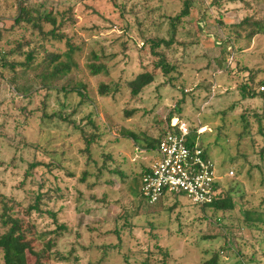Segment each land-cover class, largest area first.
I'll return each instance as SVG.
<instances>
[{
  "label": "rangeland",
  "instance_id": "374dc122",
  "mask_svg": "<svg viewBox=\"0 0 264 264\" xmlns=\"http://www.w3.org/2000/svg\"><path fill=\"white\" fill-rule=\"evenodd\" d=\"M196 2L187 25L197 36L179 29L185 47L158 49L178 66L170 83L154 68L149 40L169 38L184 0H0V52L21 49L7 61L31 66H18L15 80L9 71L0 76V235L8 205L24 229L31 225L24 238L31 264H208L217 254L218 264H264L263 224L254 215L251 226L245 213L264 211V98L246 100L239 89L245 80L257 89L264 81V33L251 40L239 28L232 73L220 46L244 18L264 25V0ZM26 4L39 10L31 16H42L41 27L16 22ZM69 44L77 47L72 69L54 75ZM92 63L106 68L95 75ZM145 71L155 80L133 95L130 82ZM171 113L202 132L219 183L235 182L234 210H203L183 194L149 204L133 191ZM93 172L100 178L90 187ZM39 192L41 209L59 222L27 213ZM104 245L115 247L104 254Z\"/></svg>",
  "mask_w": 264,
  "mask_h": 264
},
{
  "label": "trees",
  "instance_id": "16d2710c",
  "mask_svg": "<svg viewBox=\"0 0 264 264\" xmlns=\"http://www.w3.org/2000/svg\"><path fill=\"white\" fill-rule=\"evenodd\" d=\"M18 1H25L27 2L28 0H18ZM253 1H259V0H253ZM197 2L196 0H184V5L183 8L181 10V12L179 14H177V16L173 17L171 19V25H172V29H171V34L169 35V38H160V39H150V43H151V53L154 57L158 58V60L154 63V68L156 70H160V72L167 76L169 78V81L171 83V80H174V76L173 73L175 71H177L178 66L174 63H171V61L168 59L166 53L165 54H161L160 52H158V49H160L161 47L164 46V48H169L171 47L177 40L176 36L178 33L179 29L185 30L187 32V34L190 36V33L192 34V32L189 31L188 26L187 25V20L189 18H191L193 12V8L195 7L194 5H196ZM35 6V5H33ZM37 8H30V6L28 4H26L25 6L23 5L20 8V13L16 18V22L17 23H21V22H27L32 24V26L34 27H41V23L40 21L42 20V16H38L37 18H34L31 16V12L36 11L37 13H39V10ZM206 14L202 13V18H204ZM45 18L47 20H49L50 22H52L53 24L56 25L57 20L55 18H51V14H48L47 16H45ZM241 26L247 27L245 30V35L248 39H253L256 35H258L259 33H264V25L257 19V18H244V20L241 22L240 25L237 26V30L230 36L225 38L224 40H221L220 42V46L222 47L223 50V59L226 62L227 61V68L229 69V72L232 73V71L235 69V61L231 62V59H234V53H235V43H234V39L237 40L240 36H242V31H240L239 28H241ZM232 28V27H231ZM55 29V28H54ZM56 30V29H55ZM197 35L192 34V38H195ZM196 41V40H195ZM195 41L191 42L193 45H195ZM186 41H179V44H182V46H186L185 44ZM191 44V45H192ZM16 48L7 50L5 52H0V61L4 62L3 63V68L2 70H0V76L3 75V73H5V71H9L13 74V79L15 80V77H18V71H17V67L18 66H23L24 68L22 69L23 72H25L27 69H31L30 65H24L22 64V62H17L16 60H12L11 62L7 61V57L10 56H16V54L21 53V49L19 50H15ZM76 49L77 47L75 45L69 44V47L67 50H65L63 53H60L57 55L58 58L64 56L65 61H63L60 66H57V69L53 71L54 75H58V74H67V72L71 71L72 66L74 64V54L76 53ZM32 54L34 55L33 52H30L29 57L32 56ZM96 57V55H95ZM97 58V57H96ZM92 66V72L95 75H98L100 73L103 72V70H105L106 66L105 64H100L97 65L95 63L91 64ZM251 79V78H250ZM155 80V75L150 72V71H145L142 72L140 74H137V76L134 78V80H132L131 86H132V94L133 95H138L145 87L149 86L151 83H153ZM251 81L254 82V79L251 80H245L240 84V90H241V94L242 97L244 99H256L259 97L264 98V81L261 82V87L260 88H255L253 86V84L251 83ZM167 85V84H166ZM16 87H18V85H16ZM262 88V90H260ZM107 87L105 86V89H103V91H107L106 90ZM17 90L19 91H23V89L20 90V87L17 88ZM104 93V92H103ZM81 95L84 96L83 93H81ZM181 110V109H180ZM178 110V111H180ZM174 118V113H171L168 117V122L167 125L165 127V129H162V132L160 133V135L156 138V139H152V141L150 142V147L149 149H156L157 144H159V142L169 133L172 131V127H171V121ZM260 134L264 135V124L262 123V119H261V124H260ZM130 137H135L134 134H129ZM204 137H202V134L199 133V128L193 129L191 130L190 136H189V143L191 145H194L197 140L202 139L203 140ZM97 139V134L96 132L93 133V135H90V139L87 141V147L89 148L92 144V141H95ZM203 142V141H202ZM203 144V143H202ZM204 147V145H203ZM91 148V147H90ZM206 152L207 149L204 148ZM264 154V148L262 149V155ZM37 165V163H32L30 166L31 168H35ZM149 168L147 167L144 172L141 173V176L139 179L135 180V184L132 185L133 191L136 192V194L140 196V198L142 200H145V196L142 193V184H143V178L144 176L149 172ZM100 174V171H99ZM98 174V176L96 174L90 173L91 175H96V181L94 183H92L90 185V187L96 185L99 182V178L100 175ZM88 176L86 175V169L83 172L82 176H81V182L82 183H86L88 182ZM223 184L220 183V185L218 186V193L217 196L215 198V200L207 205H197V204H192V202H190L193 206H196L198 208H201L203 210H206L208 208H211L212 210H214L215 212L217 211H229V210H234L235 209V191L237 186H235V182L231 183L230 187L225 189V187L222 186ZM180 194L178 193H174V194H168L166 195L162 200L158 201L162 202L165 199H171V197L177 198ZM42 197H44V194L42 193H38L37 197H36V204L35 205H30L27 208V213L31 214L33 213V210L38 211L41 214H49V216L54 219V221L59 222L58 218H57V214L54 213L53 210H47L46 212H44L39 203L40 200L42 199ZM39 202V203H38ZM147 203H149L147 201ZM154 203V204H157ZM150 204V203H149ZM245 213L247 214V218L246 220L248 221L249 224H251V226H253V216L256 215V219L254 221H256V225L260 227L261 224H263L264 227V211L262 213H260V211L257 210H246ZM1 219H2V226L3 227H8V230H6L5 232H3L0 235V250H2V252L4 253V264H31L29 259H28V251H32V247L30 245V243L25 240V231L29 230L31 227V225L27 224L25 229H24V219L22 217H18L17 215H15L12 212V208L9 207L8 205H6L3 208V212L1 214ZM59 230H65L67 229V227L64 224H59L58 226ZM117 235L118 237H121L120 231H117ZM114 246V245H113ZM112 245H104L102 248V253L106 254L112 247ZM115 247V246H114ZM99 249V248H98ZM218 259H219V255L217 254L216 257L214 259H212L211 261L208 262V264H218ZM254 259V258H253ZM253 259L251 261H253ZM75 260H78V258H75ZM148 261V260H147ZM87 264H94L92 261H90ZM144 264H149V262H144Z\"/></svg>",
  "mask_w": 264,
  "mask_h": 264
},
{
  "label": "built area",
  "instance_id": "2783aa9c",
  "mask_svg": "<svg viewBox=\"0 0 264 264\" xmlns=\"http://www.w3.org/2000/svg\"><path fill=\"white\" fill-rule=\"evenodd\" d=\"M171 127L172 131L155 149L150 171L143 178L141 190L145 199L154 204L168 194L178 193L197 205L212 203L220 185L214 161L199 140L194 145L189 143L191 128L184 120L173 119Z\"/></svg>",
  "mask_w": 264,
  "mask_h": 264
},
{
  "label": "clouds",
  "instance_id": "9594fccd",
  "mask_svg": "<svg viewBox=\"0 0 264 264\" xmlns=\"http://www.w3.org/2000/svg\"><path fill=\"white\" fill-rule=\"evenodd\" d=\"M175 118H180V117H174L173 119H175ZM173 119H172V121H173ZM172 121H171V122H172ZM170 125H171V124H170ZM148 167H149V166H148Z\"/></svg>",
  "mask_w": 264,
  "mask_h": 264
}]
</instances>
